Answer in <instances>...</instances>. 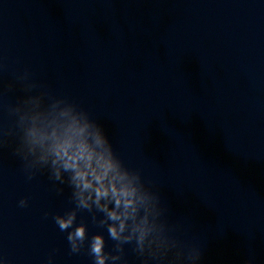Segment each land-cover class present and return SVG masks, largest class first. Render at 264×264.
I'll return each mask as SVG.
<instances>
[{"label": "water", "instance_id": "water-1", "mask_svg": "<svg viewBox=\"0 0 264 264\" xmlns=\"http://www.w3.org/2000/svg\"><path fill=\"white\" fill-rule=\"evenodd\" d=\"M101 257L264 264V0H0V264Z\"/></svg>", "mask_w": 264, "mask_h": 264}, {"label": "clouds", "instance_id": "clouds-1", "mask_svg": "<svg viewBox=\"0 0 264 264\" xmlns=\"http://www.w3.org/2000/svg\"><path fill=\"white\" fill-rule=\"evenodd\" d=\"M85 128H78L74 131V136L79 138V142L76 143V155L73 157H69V161L65 162V168H74L77 169V175L75 177L76 180L80 182L83 186L84 190H88L93 188V181L99 183V187L95 188L97 202L103 197H107L110 194L116 198L117 207L124 204V207L127 209L131 206L132 202L127 199L132 193L128 191V189L120 188L117 189L115 181L117 180L116 176L112 177L111 180V187L105 186L104 181L108 179L110 173L114 170V166L110 161H106L102 154L96 153L94 150L90 149L87 141L85 139ZM100 143V141H98ZM73 147V143L71 140L66 141L64 144L58 146L57 154L63 158L67 155L68 149ZM95 160L97 164V168L94 169L92 167V162ZM80 161H83V170L80 166ZM91 176L92 179L89 180L88 177ZM122 179V178H121ZM110 218L113 220L119 219V216L116 213H111ZM61 228H68L71 223L72 219L68 221H60ZM123 224L120 225V231H123ZM110 234L113 238L118 237V233L115 227L111 228ZM75 236L78 238H83L84 236V228H78L75 232ZM143 238V237H142ZM103 238L97 236L94 238V245H93V252L99 257L102 249H103ZM97 264H104V260L101 257L98 259Z\"/></svg>", "mask_w": 264, "mask_h": 264}]
</instances>
